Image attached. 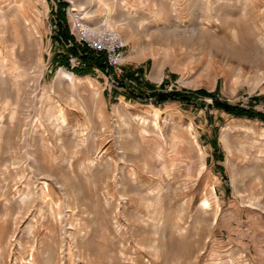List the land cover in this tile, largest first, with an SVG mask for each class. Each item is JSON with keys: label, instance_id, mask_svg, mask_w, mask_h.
Wrapping results in <instances>:
<instances>
[{"label": "rangeland", "instance_id": "rangeland-1", "mask_svg": "<svg viewBox=\"0 0 264 264\" xmlns=\"http://www.w3.org/2000/svg\"><path fill=\"white\" fill-rule=\"evenodd\" d=\"M71 8L127 40L121 71L76 43ZM96 8L0 0V264H264V0Z\"/></svg>", "mask_w": 264, "mask_h": 264}, {"label": "built area", "instance_id": "built-area-1", "mask_svg": "<svg viewBox=\"0 0 264 264\" xmlns=\"http://www.w3.org/2000/svg\"><path fill=\"white\" fill-rule=\"evenodd\" d=\"M70 31L75 37L77 44L83 45L96 54H102L108 67L120 70L125 63L127 42L121 34L112 27L102 24L92 25L83 10L71 8L69 10ZM77 57H71L74 65Z\"/></svg>", "mask_w": 264, "mask_h": 264}, {"label": "bare ground", "instance_id": "bare-ground-1", "mask_svg": "<svg viewBox=\"0 0 264 264\" xmlns=\"http://www.w3.org/2000/svg\"><path fill=\"white\" fill-rule=\"evenodd\" d=\"M83 2H84V4L86 5V4H94V6H96L97 5V10L95 11V10H93V11H91V12H97L98 10H99V8L101 9V7H103V1L104 0H82ZM22 7H20V9H21ZM80 10V9H79ZM85 13V12H84ZM87 14V13H86ZM129 23V22H128ZM102 24H106L107 26H109V24L107 23V19H104L103 20V23ZM95 26V25H94ZM97 26H100V25H97ZM110 27V26H109ZM124 27V26H123ZM122 28V27H121ZM125 40V39H124ZM126 42H127V40H125ZM2 51V50H1ZM2 54V53H1ZM133 54V53H132ZM3 55V54H2ZM130 57H132V55L130 56ZM6 62V60H5V58H4V56H0V64H3V63H5ZM26 74V73H25ZM62 77H63V79H64V81H67L69 84H74V82H75V80L76 79H79L80 77L79 76H76V75H74V74H71V73H69V72H67V71H64L63 72V75H62ZM157 78H161V76L160 75H158L157 76ZM62 109V108H61ZM61 109H60V111H59V114H56V116L54 117V119H53V122H55V120H59V119H62V121L64 122V117H63V113L64 112H62L61 111ZM51 110L52 109H49V111H48V113H49V115H48V117L49 118H51L52 116H53V114H51L52 112H51ZM158 110V109H157ZM157 110H156V113H157ZM52 119V118H51ZM27 121V120H26ZM26 125H27V130H30L31 128H29L28 126H30L29 125V121H27L26 122ZM146 125V124H145ZM156 126H157V123L155 124ZM155 126V127H156ZM156 136V135H155ZM167 142V141H166ZM45 139H41V145H43V146H45ZM201 156H202V154H201ZM92 164V163H91ZM94 164V163H93ZM94 166V165H93ZM212 189V191L214 190L215 191V188L214 187H212L211 188ZM48 191H50V187H49V183L48 182H46V181H44V186L42 187V189H41V191H40V196L39 197H47V192ZM49 194V193H48ZM35 194L33 193V192H28L27 193V195H25L24 197H22L21 198V200H20V205L19 206H21V209H24L26 206H29V205H31L32 203L34 204L35 203V196H34ZM68 207V206H67ZM211 207V204H210V201L208 200V199H203V204L201 205V209L202 210H207V208H210ZM60 214V213H59ZM63 218V217H62ZM73 225V224H72ZM74 228V227H73ZM31 260H33V255H32V258H31ZM30 264H34L33 262H31L30 261Z\"/></svg>", "mask_w": 264, "mask_h": 264}, {"label": "trees", "instance_id": "trees-1", "mask_svg": "<svg viewBox=\"0 0 264 264\" xmlns=\"http://www.w3.org/2000/svg\"><path fill=\"white\" fill-rule=\"evenodd\" d=\"M71 37V36H70ZM75 47H73L71 50L73 53H77V50L74 49ZM89 53L87 54L93 61L94 64L100 66L101 68L107 69V64L105 62H101V59L95 58L94 57V51L90 50L89 48L85 47ZM103 55L100 54V57H102ZM103 58V57H102ZM87 59V58H86ZM97 59V60H96ZM77 70V69H76ZM78 72V71H77ZM204 91H199L198 93H202ZM152 98H157L158 102H165V101H174V100H179L181 102H185L187 100V97L185 95H182L180 92H157V91H153V93L150 95ZM216 104L220 107L225 109L227 112H232V113H236V114H246L249 116H254L256 114V112L254 110H250V109H244V108H238L236 106L230 105L228 103H222L217 101ZM259 116H261L262 119H264V114H259Z\"/></svg>", "mask_w": 264, "mask_h": 264}, {"label": "crops", "instance_id": "crops-1", "mask_svg": "<svg viewBox=\"0 0 264 264\" xmlns=\"http://www.w3.org/2000/svg\"><path fill=\"white\" fill-rule=\"evenodd\" d=\"M76 75V74H75Z\"/></svg>", "mask_w": 264, "mask_h": 264}]
</instances>
